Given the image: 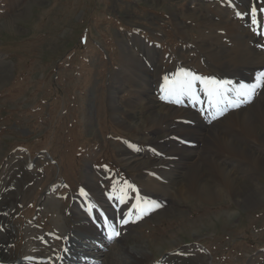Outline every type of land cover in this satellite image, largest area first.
<instances>
[{
	"label": "rangeland",
	"instance_id": "obj_1",
	"mask_svg": "<svg viewBox=\"0 0 264 264\" xmlns=\"http://www.w3.org/2000/svg\"><path fill=\"white\" fill-rule=\"evenodd\" d=\"M224 4L0 0V213L11 216L6 223L14 235L10 260L22 255L27 243L35 250L52 248L34 236L58 242L55 230L65 233L75 226V202L85 192L93 194L89 184L102 196L112 191L107 182L125 181L157 199L141 165L154 157L153 140L166 139V133L129 129L150 122L146 96L135 94V66L138 59L151 65L159 58L151 72L155 80L161 73L175 77L180 66L212 75L198 45L211 44L210 34L225 36L226 24H241ZM156 101L162 106L157 112L166 115L169 103ZM128 141L141 151L148 148L145 158L125 159ZM249 150L264 162V142ZM238 164L229 166L233 176L264 195V167ZM217 187L222 197L209 202L180 196L171 186L165 208L134 227L126 244L83 252L95 260L105 252L102 264H114L120 256L124 262L121 249L127 246L146 250V264H264V199L253 210L244 209L229 189ZM121 191L130 194L128 188ZM145 201L138 197L137 204Z\"/></svg>",
	"mask_w": 264,
	"mask_h": 264
},
{
	"label": "bare ground",
	"instance_id": "obj_2",
	"mask_svg": "<svg viewBox=\"0 0 264 264\" xmlns=\"http://www.w3.org/2000/svg\"><path fill=\"white\" fill-rule=\"evenodd\" d=\"M236 2L238 6L241 5L238 0ZM247 2L244 0V3ZM254 2L249 0L248 3L252 5ZM212 24L208 22L207 28L209 29ZM225 28V36L210 34L207 39H212L211 44L205 43L204 40L201 42L202 44H197L200 52L205 55L207 62H210L213 67L214 75L212 73L211 78L231 81L232 83L228 87L256 84L260 73L264 72V47H261L263 41L239 24L237 26L226 24ZM158 59H151V65L145 64L139 59L137 61L135 68L139 70V74L135 84L139 90L135 94L139 97L146 96L150 122L149 124L135 122L132 128H129L131 132L149 128L155 129L158 134L166 133V139L153 140V146H150V149L154 152V157L149 163L141 165L150 176L147 185L157 194L155 201L163 207L166 198H170L168 188L176 186L180 196H197L200 199L214 202L222 197L220 189L217 187L219 186L229 189L244 209L253 210L262 203L264 195L245 182L237 180L231 172L234 169H229V166L237 163L247 166L246 163L248 165L251 163L254 168L264 167L263 160L249 150L252 143L264 142V89L259 91V94L249 105H242L236 108V111L229 109L226 114L215 120L207 118L210 114L209 105L201 108L197 104L193 106L187 104V96L189 95L179 96L181 101L179 104L175 103V97H172L170 99L172 104L169 103L167 114L160 115L157 110L161 109L162 106H159L156 99H159V103L163 102L162 97L165 96V92H162V89L171 87L173 82L177 81V77H183L180 75L181 72L175 77L161 73L158 77L159 81L158 79L155 80L151 76V72L159 63ZM189 72L194 73L193 71ZM210 87V85L197 82L193 97L200 98L199 96H202L205 91L207 92ZM176 137H180V139L177 140ZM122 153L125 159L135 154L133 149L122 150ZM154 175H159L165 184L166 182L170 183L169 187L154 179ZM183 178L185 179L182 180ZM107 183L110 185V182ZM91 187L92 185L89 184L87 188L93 194L85 192L84 197L89 196L91 200L98 201L99 210L110 220H114L117 229L122 232L115 245H112V242L107 239L108 233L104 231L106 235H103L102 231L95 228L99 222H102L101 225L104 228V220L96 218L98 214L89 209L88 204L83 205L82 202H86V200L80 196L78 207H76L79 212H73L77 217V224L70 227V230L65 233L55 230L58 242L45 235L34 236V239L51 245V249H43L37 245L35 250L32 248L33 244L27 243L26 251L13 260L7 257L11 247L10 240L14 237L6 225L11 216L8 211L7 213L6 211L0 213V264H69L71 257L77 258L76 263L83 259L88 262L95 261L96 264L105 263L107 257L105 252L102 256L99 254L101 258L104 257V260L101 258L95 260L94 257H90L83 251L110 250L111 246H120V243L121 245L126 244L131 233H134L133 228L138 227L144 221L138 220L139 223L136 224L132 220L134 215L138 214L137 209L143 213L146 208L151 206L146 201L133 205L125 199H116L113 195L104 194L100 196L95 188ZM138 206L140 207L138 208ZM155 212L150 210L147 214L151 215ZM122 218L129 220L130 223L121 228L120 221ZM121 251L125 253V261L121 262L124 259L122 256L115 259L116 253H113L111 260L112 258L115 259L114 264H146L150 258L149 253L138 246H127Z\"/></svg>",
	"mask_w": 264,
	"mask_h": 264
},
{
	"label": "snow or ice",
	"instance_id": "obj_3",
	"mask_svg": "<svg viewBox=\"0 0 264 264\" xmlns=\"http://www.w3.org/2000/svg\"><path fill=\"white\" fill-rule=\"evenodd\" d=\"M260 11H264V9H260ZM257 14V8L253 7L250 13L251 22L255 26V30L258 35L264 34L261 32V29H264V24L258 21ZM245 15L246 14L243 12H236V16L240 19H244ZM261 47H264V45H261ZM180 75L183 77L182 79L174 81L171 87L162 89V92L166 93V95L162 98L167 100L168 102H172L169 97H175V103L179 104L181 103L179 99L180 95H195L194 89L196 87L197 82L205 85H210L211 87L208 88V95L210 97V114L207 117L209 120H215L222 117L224 114H226L229 109L239 108L242 105L252 103L256 96L259 94V91L261 89H264V72L260 73V77L258 78L256 84L240 85L238 88L228 87L229 85H231V81H220L216 80L215 78H205L183 69L181 70ZM165 79L167 80V78ZM176 139L179 140L180 137H176ZM135 150L139 151V148H136ZM132 187L133 186L129 185V188ZM117 199H119V197H117ZM148 203L151 207L146 208L143 213H140L139 209H137L138 214L142 216L144 214H147L151 209L159 208L161 206L155 200L148 201ZM93 211L98 214L97 218L104 220L105 227L108 231L107 239L109 241L119 239L122 235V232L117 229L116 222L114 220H110L99 209H93ZM129 223V220L122 218L120 221V227L122 228L123 226H126Z\"/></svg>",
	"mask_w": 264,
	"mask_h": 264
}]
</instances>
